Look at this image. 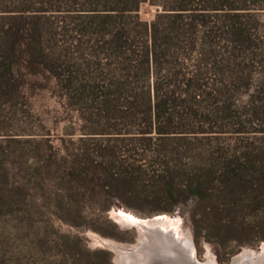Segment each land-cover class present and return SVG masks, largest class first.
I'll use <instances>...</instances> for the list:
<instances>
[{
	"label": "rangeland",
	"instance_id": "1",
	"mask_svg": "<svg viewBox=\"0 0 264 264\" xmlns=\"http://www.w3.org/2000/svg\"><path fill=\"white\" fill-rule=\"evenodd\" d=\"M174 20L190 27L182 49L150 55L146 72L144 26L177 44ZM15 28L0 84V264H118L100 241L136 247L134 221L189 234L200 262L206 247L232 264L264 246V184L253 206L252 178L223 189L218 172L264 152V0H0V38ZM118 29L132 53L107 48Z\"/></svg>",
	"mask_w": 264,
	"mask_h": 264
},
{
	"label": "trees",
	"instance_id": "2",
	"mask_svg": "<svg viewBox=\"0 0 264 264\" xmlns=\"http://www.w3.org/2000/svg\"><path fill=\"white\" fill-rule=\"evenodd\" d=\"M126 8V5L125 7ZM167 32H175V38L177 44H170L169 39L164 35H160L157 27L151 23L147 26H144V34H145V43L139 49H141L142 54L145 57L144 64L146 65L145 71L147 72V64L149 61L150 55H156V53L165 50H169L171 48L182 49V43L184 41L183 37H186L187 31H190L189 25L183 24L174 20L171 22L166 30ZM17 28L8 29L2 32V36L0 38V50L2 51V55L5 57L4 60L7 62L6 66L0 64V84L4 82L8 87L9 78L11 77V66L9 62L10 57H14L15 55V47L19 44L20 35L18 34ZM180 38V40H178ZM143 44V43H142ZM180 44V45H178ZM107 48H109L111 53L114 55H125L127 50H130L132 53V45L128 42V38L125 33H123L122 29H118L109 41L106 42ZM5 68V69H4ZM10 73V74H9ZM8 74V75H5ZM158 105L152 106V108L148 107V113L145 117L141 118V122L144 124L148 130H151L154 124L159 120V116L156 113ZM241 160V163H240ZM219 179L220 183L223 186V189H230L236 185L242 186V180L245 176L252 178L253 180H246L248 184V190L252 191L251 194V203L257 205L262 199V197L253 191H259L264 184V152L256 149H245L238 155H231V160L224 161L218 167ZM254 177V178H253ZM245 181V180H244ZM195 191L200 190L199 184L196 185ZM173 185L169 181L164 186L162 192L170 195L173 191ZM202 189V188H201ZM249 190V192H251Z\"/></svg>",
	"mask_w": 264,
	"mask_h": 264
},
{
	"label": "bare ground",
	"instance_id": "3",
	"mask_svg": "<svg viewBox=\"0 0 264 264\" xmlns=\"http://www.w3.org/2000/svg\"><path fill=\"white\" fill-rule=\"evenodd\" d=\"M129 225L133 226L138 234L139 232L141 234L136 247L128 250L108 241H100L101 244L107 245L116 251L119 256L118 264H124L126 258L132 257L135 252L137 256L133 257V263L146 264L148 261L144 263L142 257L148 251L146 249L142 251V249L143 245L147 246V241L148 245L150 244L151 248H154L151 253H153V262L157 264H217L208 249L209 247H206L205 261L200 262L196 257L195 248L189 234L181 235L178 230L168 229L169 227L161 220L154 222L134 221ZM143 237L148 238V240L142 239ZM158 256L159 258H157ZM124 257L126 258L124 259ZM137 257H140L141 261L137 260ZM232 264H264V246L258 252L251 250L244 251L233 259Z\"/></svg>",
	"mask_w": 264,
	"mask_h": 264
}]
</instances>
